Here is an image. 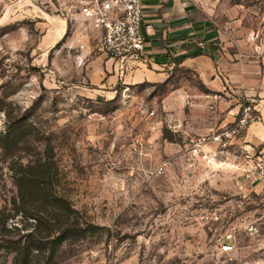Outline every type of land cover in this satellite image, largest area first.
<instances>
[{
  "label": "rangeland",
  "instance_id": "rangeland-1",
  "mask_svg": "<svg viewBox=\"0 0 264 264\" xmlns=\"http://www.w3.org/2000/svg\"><path fill=\"white\" fill-rule=\"evenodd\" d=\"M80 1L0 0V209L15 194L11 166L49 155L57 192L98 227L61 245L52 264H264V186L243 181L234 161L188 159L172 128L227 125L218 103L240 98L177 65L164 81L101 91L70 59L72 25L88 26L73 16ZM185 1L212 18L236 63L251 49L264 57V0ZM29 123L2 147L7 125Z\"/></svg>",
  "mask_w": 264,
  "mask_h": 264
},
{
  "label": "crops",
  "instance_id": "crops-1",
  "mask_svg": "<svg viewBox=\"0 0 264 264\" xmlns=\"http://www.w3.org/2000/svg\"><path fill=\"white\" fill-rule=\"evenodd\" d=\"M142 3L144 21L149 26L145 49L138 60L124 66L96 53L101 29L78 25L75 21L70 37L74 46H69L74 54V58L70 56L71 63H82L86 81L101 91L109 88L105 85L117 81L124 86L164 81L168 70L177 65L195 71L209 90L231 92L238 98L251 96L258 120L246 128L243 141L264 152V57H255L251 49L247 57L236 63L226 51L228 47L222 42L220 28L193 3L185 0H142ZM74 12V19L83 20L79 8ZM231 103H218L226 122H232L239 111L240 104Z\"/></svg>",
  "mask_w": 264,
  "mask_h": 264
},
{
  "label": "trees",
  "instance_id": "trees-1",
  "mask_svg": "<svg viewBox=\"0 0 264 264\" xmlns=\"http://www.w3.org/2000/svg\"><path fill=\"white\" fill-rule=\"evenodd\" d=\"M33 128L32 123L7 125L2 147L16 145ZM11 167L15 194L10 208L0 209V249L10 257L9 264H52L61 245L78 242L98 229L82 222L78 211L57 192L49 155ZM12 219L16 224L9 226Z\"/></svg>",
  "mask_w": 264,
  "mask_h": 264
},
{
  "label": "built area",
  "instance_id": "built-area-1",
  "mask_svg": "<svg viewBox=\"0 0 264 264\" xmlns=\"http://www.w3.org/2000/svg\"><path fill=\"white\" fill-rule=\"evenodd\" d=\"M78 8L88 26L102 31L95 44L96 53L124 66L143 54L149 25L144 21L142 0H83ZM257 120L254 98L242 95L239 111L227 125L205 134L187 133L181 123L172 128L183 135V152L188 159L212 167L234 161L243 181L264 186V152L243 141L246 128Z\"/></svg>",
  "mask_w": 264,
  "mask_h": 264
}]
</instances>
